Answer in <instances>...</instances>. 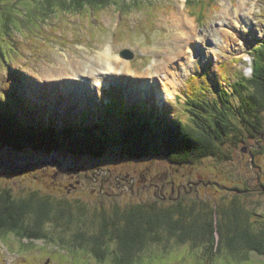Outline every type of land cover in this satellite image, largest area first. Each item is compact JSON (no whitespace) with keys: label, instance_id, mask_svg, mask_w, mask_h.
I'll use <instances>...</instances> for the list:
<instances>
[{"label":"rangeland","instance_id":"obj_1","mask_svg":"<svg viewBox=\"0 0 264 264\" xmlns=\"http://www.w3.org/2000/svg\"><path fill=\"white\" fill-rule=\"evenodd\" d=\"M29 1L0 4L7 5L16 25L7 33L0 25V100L12 98L18 115L60 127L78 122L89 109L104 125L112 120L110 128L119 129L124 117L104 109L121 98L123 109L137 105L175 119L184 114L190 76L198 74L212 98L222 89L232 93L235 74H251L250 51L264 38V0H140L142 5L132 2L131 10L123 4V9L111 5L81 15L57 10L48 16ZM180 20L188 36H180ZM225 34L230 40L225 41ZM189 45L195 47L196 60ZM109 50L123 63H113L111 72L102 60ZM175 68L183 73L178 85ZM167 88L178 91L176 98L168 96ZM245 133L243 140L220 144L228 158L209 156L184 166L171 165L154 151L132 158L115 148L96 157L65 148L17 151L0 143V189L10 188L16 198L36 191L59 206L70 204L78 216L48 220L45 229L52 238L45 241L0 234V264H113L111 258L100 262L88 244L70 243L78 232L97 234L116 209L139 203L170 207L180 201L186 211L194 208L192 213L209 220L212 215L222 224L223 211L237 205L244 211V224L259 230L264 225V134L258 142ZM107 238L105 247L116 253L117 241ZM204 248L190 241L151 242L140 262L133 263L264 264V255L255 252L240 260L223 247L210 259Z\"/></svg>","mask_w":264,"mask_h":264},{"label":"trees","instance_id":"obj_2","mask_svg":"<svg viewBox=\"0 0 264 264\" xmlns=\"http://www.w3.org/2000/svg\"><path fill=\"white\" fill-rule=\"evenodd\" d=\"M35 1V4L29 2L35 11L41 10L46 16L57 10L81 15L111 5L123 9L124 4L130 10L133 3L136 7L142 5L140 0ZM0 14V25L4 28L0 32L7 33L13 29L12 24L16 26L14 15L7 11V5L0 7ZM263 44L264 38L260 44L252 47L251 74L246 75L242 71L235 74L236 79L231 84L232 93L222 89L217 97L212 98L207 92L208 85L198 80V74L190 76L184 114L175 119H168L154 109L139 108L137 105L123 109L121 105L125 104V100L121 98L113 99L104 109L107 113H118L120 120L124 117V122H119L122 125L119 129L110 128L114 125L112 120L104 125L103 119L91 115L89 109L81 113L84 116L78 122H66L60 127L51 121L33 122L35 119L31 120L29 115H18L19 107L12 103L13 99L0 100V143L17 151L28 147L49 151L65 148L74 155L89 153L96 157L115 148L132 158L154 151L169 164L182 166L209 156L228 158L224 150L221 151L220 144L233 139L243 140L245 132L259 142L264 134ZM26 110L25 105L23 111ZM60 203L53 202L48 196H38L36 191L27 197L16 198L10 188L0 189V234L14 233L21 240L31 243L51 239V234L45 229L48 220L71 219L76 215L70 204L57 205ZM181 206L179 201L170 207H158L156 204L148 207L139 203L121 211L116 209L114 217L102 221L97 234L86 236L84 232H78L70 246L75 243L80 246L88 244L100 262L111 258L113 264L139 263L150 243H160L162 240L179 243L190 241L193 245L203 243L205 253L211 254L210 259L223 247L240 260H248L249 252L264 255V225L254 231L244 224V211L240 206L236 205L233 210H222L226 220L223 224L213 219L212 215L209 220L200 212L192 213L194 208L186 211ZM109 235L111 240L117 241V252L113 254L105 247ZM60 240L64 241L61 236ZM79 241L83 244H79Z\"/></svg>","mask_w":264,"mask_h":264},{"label":"bare ground","instance_id":"obj_3","mask_svg":"<svg viewBox=\"0 0 264 264\" xmlns=\"http://www.w3.org/2000/svg\"><path fill=\"white\" fill-rule=\"evenodd\" d=\"M207 12H208V10H207ZM240 14V13H239ZM54 16V15H53ZM94 16V15H93ZM181 21V20H180ZM188 22V21H187ZM189 23V22H188ZM184 22H183V20L181 21V26H182V31H181V35L180 36H182L183 34H188V33H186V30L183 28V27H185L184 26ZM223 26H225V23H223L222 24ZM220 32H223L221 29H220ZM219 35H220V33H219ZM188 36V35H187ZM227 39L225 40V41H227V40H230L229 38H231L230 37V34L228 35V34H225L224 35ZM183 37H184V35H183ZM264 45V44H263ZM188 46V45H187ZM189 46H193V45H189ZM263 47V46H262ZM193 48L195 49V47L193 46ZM259 48H260V46H259ZM106 55H107V59L105 58V59H102L103 60V62H106L107 64L103 67L104 69H108L110 72L111 71H113V69L115 68L114 67V65H113V63H116L117 65H120V64H123L122 62H116L115 60H118V59H120V58H118L117 56H112L113 54H111V51L109 50V51H107V53H106ZM8 57V56H7ZM6 59V58H5ZM120 60H122V59H120ZM123 61H125V60H123ZM82 65V64H81ZM158 65H159V63L158 62H156L155 63V66H157L158 67ZM127 66L128 67H130V62H128L127 61ZM106 71V72H108L109 73V71ZM175 70V72H173V82H174V84L175 85H178V79H179V77L181 76V75H183V73L180 71V68H175L174 69ZM158 71V70H157ZM182 73V74H181ZM68 75V74H67ZM162 77H163V75L162 74H160ZM52 80V79H51ZM96 81H97V78H96ZM100 82V81H99ZM101 83V82H100ZM142 86V85H141ZM169 87V86H168ZM146 89V88H145ZM166 91H167V93H168V96L170 97V98H172V99H174V98H176V95H177V93H178V91L175 89V88H167L166 89ZM177 91V92H176ZM158 92V91H157ZM165 93V92H164ZM16 96V95H15ZM165 96V95H164ZM12 99V98H11ZM62 100V99H61ZM8 101V100H7ZM13 103V102H12ZM18 103V102H17ZM24 103V102H23ZM23 106V105H22ZM86 113V112H85ZM84 113V114H85ZM90 113V112H89ZM112 116V115H111ZM117 116H118V114H117ZM92 118V117H91ZM113 118V117H112ZM66 130V129H65ZM93 260V259H92Z\"/></svg>","mask_w":264,"mask_h":264},{"label":"water","instance_id":"obj_4","mask_svg":"<svg viewBox=\"0 0 264 264\" xmlns=\"http://www.w3.org/2000/svg\"><path fill=\"white\" fill-rule=\"evenodd\" d=\"M123 53H124V54H125V56H126V57H128V58H130V57H132V56H133L132 54H128V51H124ZM46 264H48V263H46Z\"/></svg>","mask_w":264,"mask_h":264}]
</instances>
